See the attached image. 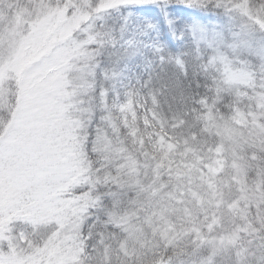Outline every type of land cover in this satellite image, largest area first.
I'll use <instances>...</instances> for the list:
<instances>
[{
	"label": "snow or ice",
	"instance_id": "obj_1",
	"mask_svg": "<svg viewBox=\"0 0 264 264\" xmlns=\"http://www.w3.org/2000/svg\"><path fill=\"white\" fill-rule=\"evenodd\" d=\"M0 264H264V0H0Z\"/></svg>",
	"mask_w": 264,
	"mask_h": 264
}]
</instances>
